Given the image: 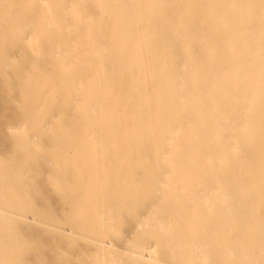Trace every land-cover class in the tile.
I'll return each instance as SVG.
<instances>
[{
	"label": "bare ground",
	"instance_id": "1",
	"mask_svg": "<svg viewBox=\"0 0 264 264\" xmlns=\"http://www.w3.org/2000/svg\"><path fill=\"white\" fill-rule=\"evenodd\" d=\"M259 2L0 0V259L7 237L15 248L9 259L39 264L63 249L86 260L106 243L101 258L126 264L136 259L126 253L143 226L166 264L205 257L259 264L264 24L258 9L208 7ZM97 3L163 7L96 10L81 30L72 6ZM176 11L197 29L206 18L222 30L227 24L219 55L203 69L206 91H185L178 78L181 46H169L175 38L166 24ZM21 31L43 44L39 71H26L32 52ZM68 126L80 134L70 158L57 148ZM69 199L86 228L65 223ZM20 217L23 239L44 241L38 253L15 235ZM113 218L123 220L126 239L109 231Z\"/></svg>",
	"mask_w": 264,
	"mask_h": 264
},
{
	"label": "snow or ice",
	"instance_id": "2",
	"mask_svg": "<svg viewBox=\"0 0 264 264\" xmlns=\"http://www.w3.org/2000/svg\"><path fill=\"white\" fill-rule=\"evenodd\" d=\"M9 7L5 5V8ZM45 7H48L45 5ZM74 9H78L77 17L80 21L81 30H89L90 23L94 20L96 16V10H102L109 7L114 8H126V9H137L144 7L151 8H161V5H105L103 3H97L95 5H73ZM188 7V6H183ZM208 7H246L248 9H258L260 13V19L262 24H264V0H260L259 4H249V5H221V6H208ZM117 18V22H118ZM218 21L213 19H205L202 25L197 29L193 20L187 18L182 12L176 11L172 12L166 17V24L169 31L174 35V41L169 40L168 44L171 46L174 42L179 43L181 46V55L179 57L180 64V75L178 78L183 82L182 88L185 91L191 92L194 89L199 88L201 91H206L203 89L204 74L203 69L207 67L209 61L215 59L220 53L221 43L223 42V34L227 31V24H223V30L218 27ZM210 34V35H209ZM19 40L26 44L32 52L31 66H26V71L31 73L34 71H39L40 68V58L43 56L44 48L42 42L35 35H31L28 31H21L19 35ZM103 44V42H101ZM262 45V63L260 69V95L262 104H264V34L261 38ZM237 87H239L237 85ZM251 91V90H250ZM115 96V87L113 86L112 93ZM242 130L248 135L252 134V129L249 124L245 123L242 126ZM14 136L19 134V129H10ZM264 135V134H262ZM31 136L27 137V140L31 141ZM80 134L74 126H68L61 130L59 140L57 143V148L62 151L63 155L66 157H71L74 151L77 149L79 144ZM20 155V150H9L4 159V166L7 168L10 164L14 163ZM261 168H262V190H264V140H262L261 145ZM62 190V189H58ZM27 199V197H24ZM46 209H36L33 207V213L45 212ZM262 215H264V207L261 209ZM24 217L18 218V222L15 226V235L20 238L23 242L24 248L29 252H39V250L44 246V241L41 239H23L21 236V225L19 220H23ZM65 223L71 224L74 228L78 225L81 228H86L87 225L83 221L78 205L74 199H69L66 202L65 208ZM109 231L120 239H126V234L124 232V222L122 219H115L106 222ZM142 227L137 230L136 236L133 240L129 241V249L127 255L135 257V260L127 261L126 264H166V262H161L158 257V252L156 248H152V243L154 238H150L147 233L142 231ZM5 259H0V264H36L34 261L26 259H9L7 258L10 252H14L15 248L13 241L9 238H5ZM110 246L106 243L99 245V250L94 254L93 257L89 259H72L69 253L63 249H57L55 260L51 261H41L39 264H110L108 259L101 258L102 253ZM143 249V251H141ZM149 250H151L152 255H149ZM196 254H194L195 256ZM124 264V262H122ZM177 264H220L218 261H212L207 259H197V258H186L177 262ZM232 264H257L256 261L239 260L234 261ZM259 264H264V222H262V236H261V259Z\"/></svg>",
	"mask_w": 264,
	"mask_h": 264
}]
</instances>
